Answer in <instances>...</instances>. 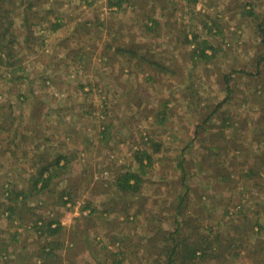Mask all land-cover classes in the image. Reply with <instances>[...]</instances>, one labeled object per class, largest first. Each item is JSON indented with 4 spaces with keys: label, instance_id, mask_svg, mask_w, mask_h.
<instances>
[{
    "label": "rangeland",
    "instance_id": "rangeland-1",
    "mask_svg": "<svg viewBox=\"0 0 264 264\" xmlns=\"http://www.w3.org/2000/svg\"><path fill=\"white\" fill-rule=\"evenodd\" d=\"M91 1L48 0L44 6L41 14H46L53 22L56 20L62 23L63 27L54 35L51 34L52 37H48L49 43H45V49L40 47L41 38L49 34L40 32L39 47L36 48L38 54H28V57L26 53L24 55L26 60L23 64L27 65V70L31 73L30 79L40 80L35 82V87L12 83L8 80L9 74L6 75L5 69L1 68L0 74L3 77H0V107H4V112L8 109L4 116L10 114L11 103L14 114L19 118L35 114L37 101L48 100V108L45 106L48 111L55 110L62 104L63 109L73 113L76 127L79 124L82 132L88 133L87 141L91 151L82 154L85 161H81L82 167L75 171L79 174L85 169L83 180L75 176L71 183L66 181L55 185V190L68 187L74 194V201L65 206L56 195L49 197L43 193L38 197L43 199L44 204L39 212H43L45 218L54 217L61 222L64 227L61 233L50 238H39L33 231L23 233L20 243H13L15 250H12L11 259L4 262L0 258V264H115L114 254L117 251L124 253V264H167L166 255L161 251L168 246L171 234H176L177 221L185 224L177 240L188 237L187 244H195L199 251H206L205 258L195 261L187 259L189 261L184 264H264V230L259 231L248 222L245 224L244 216L238 215V211L243 210L244 214H249V218L254 217L256 220L259 216L260 223L264 226V176L256 181H245L238 173L243 159L247 158L248 165H254L257 163L255 157L264 153V145L259 142L260 135L257 132V129L264 131V94L260 97L264 92L260 90V85L264 86V74L251 75L256 73L258 56L264 54L257 30L264 20V0H133L134 4H138L135 7L136 10L140 9V13H133V8L127 6L125 10L118 12L106 5L107 0H97V7L87 6L86 3ZM52 7L55 9L48 14ZM23 8L25 5L17 8L11 15L15 22L12 29L17 34L19 31L22 34V30H25L21 21ZM252 8L256 18L246 13ZM146 12H153V17L160 18L159 21L164 25L157 38H154V34L145 33L144 27L133 22L137 16L144 20L143 14ZM92 15L104 20L103 30L101 27L94 30L89 26L86 29L84 26L80 27V22ZM214 20L215 25L211 24ZM204 23L213 26V34L216 36L206 33ZM108 25L113 34L116 30H122L127 35L122 39L124 43L135 38L136 43L143 44L146 38L151 39L146 40L143 45L151 47L157 59L163 58L175 75H163V82H156L154 85L145 84L143 90H149L141 92L139 97L133 87L125 90L123 95L116 94L113 90L107 91V81L117 83L115 73H111L103 65L95 67L99 60L95 55L97 53L93 54L91 68L87 70L85 68L88 63H82L79 54L70 55L69 52L80 46L82 48L85 41L80 42L79 35L88 31H92L94 39H97V49L110 43L111 41H107ZM130 25L134 27L131 31L127 28ZM195 30L199 31L203 40L219 44L220 51L213 62L193 65V46L187 44L185 38L189 36L192 40ZM100 35L102 40L98 39ZM53 42L57 43L53 45ZM21 54L19 51L17 59ZM9 60L12 62L15 58ZM239 71L249 73L242 74ZM224 75H231L233 79L230 83L234 90L232 98L229 104L222 105L217 114L211 115L210 121L203 125V130L198 131L197 126L203 124L226 96ZM62 80L65 84L73 83L63 86L60 85ZM136 83L138 80L134 84ZM87 84H91L92 89L87 87L81 90L80 87ZM257 86L258 95L253 97L252 93ZM178 89L181 93L177 92ZM19 94L27 96L26 99H18ZM74 98H83L85 104L74 105ZM136 98L143 99L144 104L140 110L135 104ZM105 99L109 102L108 107ZM67 100L69 104L63 105ZM166 100H169L166 105L168 119L160 125L157 116L165 110L163 103ZM89 109L93 115L89 114ZM104 111L120 115L118 119L108 116L109 120L115 121L116 126L113 143L98 141L97 128L102 126L100 120L105 117ZM229 114H233L234 123L225 130L226 138L220 144L221 138L212 134L221 130L224 119ZM50 125L51 123L47 124L48 127ZM63 125H59L57 121L52 123L54 128L64 130L67 127ZM30 126L27 121L22 126L20 122L17 130L22 132L31 128ZM12 128L7 129L11 131ZM197 133L199 135L195 139ZM11 134L13 133L5 135V140L0 139V148L9 146L7 143L11 140ZM142 135L155 138L163 145V150L154 155L155 162L145 176L141 196L115 194L112 179L109 182L107 174L114 178V172L123 166L134 171L138 169L139 165L133 155L134 150L140 147ZM207 140L217 142L214 143L217 149L214 148L211 152L208 149L211 142ZM234 142L240 144L243 150L239 159H235L238 153L233 151ZM183 158L187 159L190 167L187 188L192 192L186 206L181 208V215L176 217L179 198L186 191V187L181 184L182 175L177 170V164ZM0 162L10 167L9 174L16 173L14 175L17 176L20 169H26L23 171L26 177L23 178L31 176L29 168L32 162L20 154L16 157L7 154L5 158H0ZM258 163L261 162L258 160ZM205 165L209 168L206 169ZM0 178L1 182L8 181L4 170H0ZM57 192L54 194L58 195ZM6 199L0 194L1 243L12 238L17 230V227L7 225L1 215ZM67 199L65 197L64 201ZM28 203L31 206L35 204ZM109 204L116 207L110 218L111 224L103 220L107 213H104V217L100 213ZM88 205L99 212L92 215L91 210L86 208ZM20 210L21 208L19 219L24 217L22 220L25 221V218L32 217L31 212L22 214L23 210L22 213ZM251 212L260 215L255 216ZM115 235H119L121 240L113 245L111 239ZM49 242L55 249V257L43 262L39 257V250ZM198 257H201V253H198ZM175 264L183 262L180 260Z\"/></svg>",
    "mask_w": 264,
    "mask_h": 264
},
{
    "label": "trees",
    "instance_id": "trees-1",
    "mask_svg": "<svg viewBox=\"0 0 264 264\" xmlns=\"http://www.w3.org/2000/svg\"><path fill=\"white\" fill-rule=\"evenodd\" d=\"M89 1V0H88ZM188 2H191L192 0H187ZM48 0H0V73L1 68L5 69L6 75L9 74L10 78L8 79L12 83H20L22 85L24 84H30L34 85L35 82L37 83L38 79L31 80L30 75L31 73L29 70H27V65L23 64L26 60L25 53L27 54L26 57H28V54L34 55L38 54L39 51H37L36 48L39 47V37L40 32H50V33H56L58 30H60L61 27H63L62 23L53 22L50 20L46 14H41L43 10L45 9L44 6L47 4ZM97 0H92L91 2H87L86 5L89 7L95 6V3ZM107 6L112 9H116L118 12H121L125 10L127 7H132V11L140 13V9L136 10V5L134 4L133 0H107ZM25 5V8H23V14H22V24H24V29L22 30L23 33L20 34V31L17 33H14L13 27L15 25V22L11 15L15 12L17 8H20L21 6ZM142 5V4H141ZM250 5H253L250 3ZM97 7V6H95ZM138 7V6H137ZM141 7V6H139ZM138 7V8H139ZM55 8L52 7L47 13L49 14L51 10H54ZM249 16H252L256 18V13L254 12L253 8L246 12ZM44 15V16H43ZM153 12H146L143 14L144 20L141 19L140 16H137L133 22H135L136 25H140L146 29L147 34H154V38H157L160 36L159 31L163 28L162 22L159 21L160 18H154ZM60 21V20H59ZM83 21V22H82ZM80 22V27L84 26V29H86L87 26L92 27V30L97 29L101 27V30L105 28V22L102 19L96 18L95 15H92L90 17H85ZM53 22V23H52ZM211 24H216V20L211 21ZM79 27V28H80ZM129 31L134 28L132 25L127 26ZM204 28L206 33L209 35L216 36V34H213V26H209L208 23H204ZM89 29V28H88ZM108 31V42L105 43L104 46L100 48H96L95 42L97 39H94V36L91 32H85L83 35H79L81 38L80 42H83V46L81 48H77L76 50H73L72 52H69L74 54L80 55V61L84 64L88 63V67L85 69L89 70L91 67L90 60L93 57V54L96 52L97 57L99 58L98 62H96L95 67H101L102 65L104 67H108L111 71V73H115V80L107 81L105 84L107 87V91L113 90L114 93L123 95V92L127 89H133L138 94L137 97L140 96V93H146L149 89L143 90L145 88V84H152L154 85L156 82L160 83L163 82V75H171L174 76L175 72L172 71L170 66H167L165 63V60L163 58L157 59L156 55L151 51V47L147 46L145 47L143 44L146 43V40L149 41L151 39H147L141 43H136L134 39H131V41L128 40L127 43H124L122 39L126 37L127 35L122 33V30H116V32L113 34L111 32L110 25L107 26ZM257 30L261 36L263 48H264V20L262 23L259 24L257 27ZM85 31V30H84ZM39 32V33H38ZM199 31L195 30V33H192V40L189 39V36H186L187 44L190 46H193L191 50V56L193 60V65L198 66L199 62H213V60L216 58L218 52L220 51L219 44L212 43L210 40L202 39V35L198 34ZM114 37L112 38V36ZM138 35V34H137ZM87 38V39H83ZM22 38V40H20ZM107 38V37H106ZM111 38V39H110ZM151 38V37H150ZM98 39L102 40L103 37L100 35L98 36ZM40 47L46 48V38L42 36L41 38ZM120 41L121 43H119ZM194 43V45H192ZM196 43V44H195ZM21 51V56L17 59L18 52ZM68 52V50H67ZM68 55V56H70ZM12 62L9 59H13ZM85 60V61H83ZM263 64V65H262ZM25 65V66H24ZM256 73L251 74L252 76H261L264 74V54H261L258 56L257 64H256ZM237 72V71H236ZM242 74H246L249 72L245 71H239ZM4 73V74H5ZM107 74V76L111 75ZM12 76V78H11ZM0 77H3V74H0ZM124 77V78H123ZM142 77V79H141ZM230 76L224 75L223 76V82L226 90V96L224 100L217 104L215 106V109L213 110L212 114H210L204 121L203 124L197 126V130H203V125L208 123L211 119V117L214 114H217L220 111V108L223 104H229L232 95L234 93V90L231 87V81H233L232 77L230 80ZM229 78V79H228ZM138 80V83L134 84L135 81ZM102 82H104V79H102ZM21 85V86H22ZM37 85V84H36ZM34 85V87L36 86ZM260 88L261 91H264V86ZM91 87V84H87V86L82 85L80 88L81 90ZM130 87V88H128ZM133 87V88H132ZM257 86L254 89V92L252 93L253 97L255 95H258V88ZM92 89V87H91ZM151 89V88H150ZM91 91V90H90ZM89 91V92H90ZM88 92V93H89ZM177 92L181 93V90H177ZM109 93V92H107ZM264 92L261 94V98L263 97ZM27 96H24V94H19L18 99H26ZM24 99V100H25ZM255 100V99H254ZM169 100L164 101L165 110L159 112L158 114V122L160 125H163L165 121L168 119V113L166 112V105H168ZM106 107L109 106V102L107 99L104 100ZM135 104L137 105V108L140 110L143 106L144 102L142 98H136ZM12 103L10 104L9 110L10 114L4 116V107H0V139H4L5 135L11 134V140L9 141V146L5 149L3 147L0 148V158L3 159L6 157L7 154H10L11 157H16L19 154L23 156L24 159H30L32 162V168L30 167L29 170L32 171L30 174L31 176L29 178H23L26 177L25 174H23V171L25 170L20 169V171L17 173V176L14 174L16 173H10V167L8 168L4 162H0V170H4V174L6 175L8 181L1 182L0 178V194L1 196H5L7 199V203L5 204L4 210L1 213L2 217L5 219L7 225L17 227V230L13 233L12 238H7L4 240L3 243L0 242V258L2 261L6 262L7 259H11L13 256L14 246L13 243H20L22 239L23 233H27L30 231H33L39 238L43 237H54L61 233L63 230V226L61 222L56 220V218H45L43 217L44 213L39 212L41 210V207L43 204V199L38 198L43 193L51 196H58L59 202H61L63 205H67L69 202L74 201V194L73 192L68 188H64L62 190H55V185L62 184V182L65 178V182L68 183L73 182V172L79 170L78 167H81V161L83 160L82 154L73 153L71 151H64L57 152V153H42L38 152V146H35L36 150L29 151L28 148H25L24 143L27 142V136L24 132H21L20 130H17V127L22 123L25 122V118H19L14 114L12 107ZM39 107V105L35 104L34 111L36 112V109ZM45 106H41V111L44 112ZM264 111V107L262 108ZM89 114L93 115L91 109L88 110ZM172 112V111H171ZM224 113V112H223ZM264 113V112H263ZM262 113V119L264 120V115ZM105 117L100 120L102 123L101 127H98V141L101 142H114L115 139V121L109 120L108 116L111 118L118 119L120 117L119 113H113L104 111L103 114ZM212 115V116H211ZM261 118V117H260ZM36 117L33 116L32 123L28 122V125H31L33 129H36V127L39 125L35 122ZM264 122V121H263ZM223 127L220 131H217L216 133L212 134L216 138H221V141L219 142L222 144V141L225 137V130L232 127L234 123L233 114H229L227 118L224 119ZM14 127V129L12 128ZM7 128H12L10 131ZM10 131V132H9ZM197 131V132H198ZM257 132L259 133L260 140L259 142L264 145V131L257 129ZM242 133V132H241ZM198 133L194 137L195 139L198 137ZM5 140V139H4ZM8 140V139H6ZM208 141V140H207ZM134 142V141H133ZM210 143V146L208 149L213 152L215 146L214 142L212 140L208 141ZM101 145V144H100ZM233 151H236L238 153V156L235 159H239L241 156L242 147H240V144H236L234 142L233 144ZM205 147V146H204ZM226 147V145L224 146ZM163 145L158 142L155 138L151 137L150 135L147 137L141 136L140 141V147H137L134 150V160L138 163L139 167L136 169V171L132 170L130 167L129 169H126L125 166H123L120 170L114 172V178L111 176H108L109 182L111 181L112 188L114 189L115 194H121L123 196H130V197H138L142 194V189L145 182V176L147 175L148 171L151 169V167L154 165L155 162V154H159L162 152ZM102 149V147H100ZM204 149V148H203ZM217 149V148H215ZM219 149V148H218ZM103 151V150H102ZM101 151V152H102ZM228 154V152H227ZM254 155V154H253ZM255 156V155H254ZM257 163L254 165H248L247 158L243 159L239 166L240 169L238 173H240V177L242 179H246L245 181H256L257 179H261V176H264V153L260 156L255 157ZM82 159V160H81ZM79 160V163L76 161ZM205 160V157H203V161ZM258 160L261 162L258 163ZM2 161V160H1ZM193 162V161H192ZM191 163V162H190ZM192 164V163H191ZM190 164L191 168L192 165ZM206 166V165H205ZM248 167V168H247ZM206 169L209 167L206 166ZM212 168V167H211ZM123 169L125 171H123ZM177 170L180 171L182 175V182L183 186L186 187V191L184 194L181 195L179 198V205L176 208V217L181 215V208L185 207L188 203L189 196H191V189L187 188L189 185V173H190V167L188 166V161L186 158H183L182 161L178 162L177 164ZM17 171V170H16ZM35 171V172H34ZM85 172V169H84ZM84 172H78L79 174H76L78 178L85 177L86 173ZM8 173V174H7ZM76 173V172H75ZM70 175V176H69ZM74 175V174H73ZM8 176L10 179H8ZM15 176V177H14ZM75 177V176H74ZM111 177V178H110ZM224 178H229L228 176H224ZM14 179V180H13ZM62 182V183H61ZM239 185V184H237ZM60 191L59 193L57 191ZM55 192L58 193L54 194ZM65 197H68L67 200L64 201ZM34 199H38V201H33ZM28 202L35 203L33 206L29 205ZM113 202V201H112ZM1 205V204H0ZM23 210V213L27 211L31 212L30 218H25V221L22 220L24 217H21L22 219H19V209ZM87 209L91 210V214H95L99 212L95 207L88 205L86 206ZM116 207L111 206L109 204V207L106 208L104 211H100L101 217H104V213H107L106 216L103 218L104 221H106L108 224H111V216L112 212L115 210ZM243 210L238 211V215L244 216V223L248 222L250 225H255L259 231L264 230V226L260 223L261 219L258 218L255 220L253 218H249V214H244L242 212ZM254 212V211H253ZM252 215H260L259 213H253ZM228 213V211L226 212ZM183 224L181 221L176 222V230L174 233L171 234L168 241V246L162 250L166 255L167 258V264H175L178 261H182L183 264L188 262L190 260L195 261L198 258H205L206 251L204 250H198L196 249L195 244H187L186 240H188V237L185 239H182L178 241L181 234V230L183 229ZM116 236V235H115ZM113 237L111 241L114 243L113 245H116L118 242H120L121 238H119V235L116 237ZM100 241V240H99ZM230 242V241H229ZM18 245V244H16ZM26 250L25 247H23V250ZM107 249V248H105ZM153 247L151 248V250ZM108 250V249H107ZM202 251V252H201ZM40 254L39 257L41 261L45 262L46 260L49 261L53 257H55V249H53V245H51V242L46 243L45 246H42L39 250ZM198 253H201V257H198ZM122 254V255H121ZM115 264H124L126 262V258H124V253L117 251V253L114 254ZM27 262V261H26Z\"/></svg>",
    "mask_w": 264,
    "mask_h": 264
},
{
    "label": "crops",
    "instance_id": "crops-1",
    "mask_svg": "<svg viewBox=\"0 0 264 264\" xmlns=\"http://www.w3.org/2000/svg\"><path fill=\"white\" fill-rule=\"evenodd\" d=\"M49 34V36H44L46 38V43L48 40V37H52L51 34L55 33H50L46 32V34ZM57 42H53V45H55ZM52 45V43H51ZM72 63V62H71ZM75 65V64H71ZM74 66H72L73 68ZM64 78V77H63ZM65 79V78H64ZM73 82L69 83H64V81H61L60 85L66 86L67 84H72ZM74 105L77 104H85L83 103L84 99L83 98H74ZM65 105H68L69 102L68 100ZM36 105H39V107L36 109L35 114H30L28 117L25 118V120L30 123L33 121V116L36 117L35 122L39 124L36 129L31 128L24 130V132L27 136V142L24 143L25 148H28L29 151L36 150L35 146H38L39 148L37 149L38 152L42 153H57V152H64L66 150L78 154H87L90 152V147L89 143L87 141L88 138V133L85 131L82 132V126L79 125L76 127V123L73 122V113L70 112L68 113L65 108L63 109L62 104H60L58 107L55 108V110L51 109L48 111L47 109L44 112H40L41 106H46L48 108L49 101L48 100H42V101H37L35 103ZM65 107V106H64ZM48 111V112H47ZM54 121H57L59 125L62 123L64 124L63 126L67 127L64 130L59 129V128H54L52 126V123ZM51 123V125L48 127L47 124ZM75 125V126H74ZM51 126L53 127V130H51ZM33 130V131H32ZM32 138H35L34 140H31ZM90 150V151H88ZM83 156V155H81ZM85 161V160H82ZM79 163V160L76 161ZM82 167V166H81ZM73 177L76 176V173L73 175ZM70 176V175H69ZM65 180V178H62ZM62 182H65V181ZM61 182V183H62Z\"/></svg>",
    "mask_w": 264,
    "mask_h": 264
}]
</instances>
